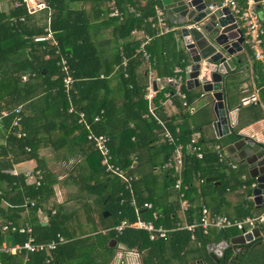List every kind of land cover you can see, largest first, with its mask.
<instances>
[{"label":"trees","instance_id":"16d2710c","mask_svg":"<svg viewBox=\"0 0 264 264\" xmlns=\"http://www.w3.org/2000/svg\"><path fill=\"white\" fill-rule=\"evenodd\" d=\"M4 1L10 6L12 0ZM46 1L51 11L49 29L57 42L56 46L36 44L30 40L43 33L46 18L44 14L38 19L27 16L22 7L8 8L6 13L0 11V112L9 113L0 121L3 126L0 128L3 143H0V224L7 223L16 228L27 224L31 227V236L36 243H47L56 239L57 235L69 240L57 246L49 257L42 252L32 253L26 256L25 261L22 253L0 251V264H111L116 253L131 250L142 252L141 264H216L209 257L206 247L222 241L228 242L236 233L235 229L209 230L204 235L200 228H196L193 231L194 242L190 240L191 234L184 230L171 232L165 240L155 241H149L143 231L124 229L120 234L113 231L121 221L133 222L136 217L152 221L166 229L173 228L177 221L178 193L172 188L171 171L163 169L170 157L171 148L161 142L160 128L155 121L151 117H144L147 104L143 97L148 72L144 70L142 77L138 76L137 70L142 65L136 52L138 42L129 38L133 30L154 34L148 19L153 17V7L160 6L159 0H144L143 3L138 0ZM110 1L123 12L121 21L107 16V4ZM238 1L242 4L241 0ZM127 4L134 8L138 16L126 12ZM77 5L82 7L78 8ZM22 16L24 21H18L17 18ZM97 23L110 28L115 46L109 55L101 52L92 41L91 31ZM168 25L171 26L169 23ZM3 42H8L5 47ZM55 52L67 59L71 76L75 80L73 89L76 92L69 93L70 99L61 87V74L54 64L58 58ZM147 52L153 63L151 70L154 78L162 81L171 77L175 68H181L184 76L188 59L183 50L177 48L174 32L154 38L147 47ZM121 54L128 59L126 77L120 68L117 69V94L116 97H110L109 82L105 79L119 66ZM251 68L253 82L259 87V102L264 106V74L258 62L253 61ZM174 87L168 83L161 90L155 88L152 100L154 112L172 136L186 145L193 133H200L201 125L190 127L191 117L181 107ZM93 89L102 91V96L95 105L91 97ZM179 91L185 95L187 104L198 97V94L187 91L183 82ZM165 93L169 94L177 110V114L173 116L166 117L163 114L160 102L165 100ZM18 106H21L19 127L7 134L6 129L13 117L12 111ZM69 106L75 112H84L88 121L100 111L103 112L100 121L93 124L91 129L93 133L104 134L109 138L108 147L114 166L128 169L134 162L129 173L134 174L133 177L136 175V179L131 181L129 190L125 189L117 177L104 171L98 152L86 140V131L76 123V115L67 113ZM262 118L263 115L255 113L252 120ZM204 124L207 125L208 121ZM238 129H231L224 140H212L206 144L201 138L197 139L200 159L194 154L184 155L182 182L188 186L185 199L190 203L186 209L187 223L198 220L200 208L194 205L198 197L205 201L208 210L211 207L210 212H217L218 200L223 199L226 190L244 187V195H248L251 181L243 175L242 167L238 165L235 170H229L225 174L223 165L217 162L212 152L215 144L224 146L236 140L239 137ZM15 131L24 136L16 138ZM45 146L53 151L58 162L68 163L71 159L80 157L86 164L87 171L82 174L77 160L68 177L77 193L69 198L82 200L80 194L93 196L91 204L84 206L83 214L96 208L97 223L92 222L91 234L86 237L77 239L74 236L75 228L81 234L86 233L84 228L82 230L77 212L67 211L63 206L55 204L52 187L56 180L53 175H44L40 186L34 187L26 184L22 175L9 176L1 173L2 170L9 169L12 163L26 160L38 163V150ZM77 168L79 173L76 172ZM211 177L217 178L215 183L218 186L205 182ZM3 185H6L5 190L2 189ZM130 195L134 199L136 213L130 205ZM244 195H241L238 203V208L243 210L239 215L241 218L250 216L252 209ZM26 200L28 204H25ZM68 200L65 198L64 201ZM2 201L6 208L1 207ZM144 203H150L151 209L143 208ZM42 204L47 208L42 209ZM41 211L46 213L45 226L37 219ZM24 212L28 213L27 217ZM103 212L107 216L104 217ZM10 235H13L14 244L17 245L26 240L24 234L16 231L0 232V246L9 240ZM110 240L116 242L113 248L107 247ZM196 243L198 247L195 246ZM255 247V242L229 245L217 264H238ZM260 247L264 248V245ZM234 249H238L236 254H233ZM46 259H49L48 263H45Z\"/></svg>","mask_w":264,"mask_h":264},{"label":"built area","instance_id":"2783aa9c","mask_svg":"<svg viewBox=\"0 0 264 264\" xmlns=\"http://www.w3.org/2000/svg\"><path fill=\"white\" fill-rule=\"evenodd\" d=\"M140 3H143L144 0H138ZM11 9H16L22 7L27 16L38 17L43 14L46 16L44 20L45 27H43V33L40 35H36L31 37V42L36 44H43L47 46H56L57 42L53 37V33L49 29V20L51 11L48 8V4L46 0H12L10 2ZM223 7H227L229 13L234 18V22L237 24L238 28L242 31L243 37V46H246L248 50L252 52L253 60L258 62L262 67V71L264 73V54L261 51V45L264 37V30L262 28V23L260 21L258 12L255 8V3L253 0H242V4L238 3L237 0H220L216 5H209L207 9L211 12L219 10ZM108 8V17L117 18L119 21L122 20L123 12L117 7V5L110 1L107 4ZM126 12L133 13L135 16H138V13L135 12L134 8L127 4ZM18 21H24V17H18ZM150 23V27L154 30L153 35H148L142 30H133L130 32V35L136 36V41L138 42L137 46V54L139 55V59L142 64L146 65L148 72V82L145 88L144 100L147 104V112L144 117H151L155 123L160 128V140L167 147L171 148V153L168 161L163 166V169H167L171 171L172 176V188L178 193V200L180 204L181 210H186L188 208V202L185 199V192L187 191V185L182 182V171H183V158L185 154H194L197 159L201 158L200 147L196 145L197 139H199V133L195 132L192 134L190 141L186 145H182L177 138L172 136V134L167 130L163 121L158 118V116L154 112L153 105V97L155 95V90L153 84H155V88L161 90L164 85L158 86V83L162 81L164 84L171 83L175 87V96L178 97L181 101V107L188 113L192 114L194 112V108L185 102V95L179 91V86L183 82V70L181 68H175L173 71V76L165 78L164 80H160L158 78H154L151 70L152 60L147 52V47L153 41L154 38L159 37L168 32H173L175 28H171L168 25L164 10L161 6L153 7V17L148 19ZM58 58L54 61L55 66L58 68L59 73L61 74L60 82L63 93L68 96L70 99V92L75 93L76 91L73 89V85L75 80L71 76V70L69 68L67 59L62 57L60 54L55 52ZM128 59L121 54V62L119 66L114 68L115 71L117 69H121L124 77H126V69H127ZM100 77H103L101 75ZM198 82L200 79L197 78ZM202 96V94L200 95ZM165 100L160 102V105L164 107L165 105L172 106V102L168 93L164 94ZM247 102L257 103L258 98L256 96V90L254 93H251L249 97L246 98ZM20 109L21 106H18L12 111L13 117L10 122V125L6 129V133H10L13 128H18L21 120L20 117ZM68 114L76 115V123L83 127L86 131V140L93 144L94 149L98 152L101 160L100 165L104 168V171L110 176L117 177L123 184L125 189H130V183L135 177L128 174L126 170L120 169L117 166H114L112 163V158L110 154V150L108 147L109 138L104 134H95L93 133L91 126L100 121L102 111L99 114L92 116L91 120L88 121L84 112L78 111L75 112L72 106H69L67 109ZM9 113L2 111L0 112V121L4 117H6ZM230 128H232L231 124H229ZM2 124L0 122V128L2 129ZM16 138L23 137L24 135L20 132H14ZM212 152L214 153L217 162L224 166L226 169L235 170L236 164L227 156L225 150L222 146L215 144L212 147ZM134 164V162L132 163ZM129 166V169L133 168V165ZM11 175H16V171L14 170H6ZM25 180L34 185V187L40 186L42 176L37 170L26 171L23 174ZM254 185L251 184L249 188H252ZM248 199H252V196H248ZM30 202V201H29ZM25 204H28V201H25ZM30 205L32 203L30 202ZM130 205L134 208L135 213L136 207L134 201H130ZM143 208L151 209L150 203H144ZM200 214L198 220L194 223L188 224L183 219L181 222L175 223V226L170 229H166L160 225H155L152 221H145L136 217V220L133 222L121 221L117 226L113 228V231L117 234H120L124 229H133L138 231H143L146 233L149 241L155 240H165L167 236L174 231L184 230L191 234L190 238L193 239V231L196 228H200L202 234H207L209 230L222 231L225 229H236L240 235L250 234L251 231L257 227L264 225V198L261 202V207L258 210L256 215L247 216L240 219H232L227 218L222 215H218L210 212L205 206L199 205ZM18 232L20 234H24L26 236V240L22 244H13L10 245L9 240L7 242H3L0 246V251L3 253L9 254H23L24 261L26 260V256L32 253H45L46 256L49 257L50 253L57 248V246L62 245L66 242V240L62 236H56V239L51 240L47 243H36L34 238L31 236V228L27 225H20L17 228L11 224L3 223L0 224V232L9 233V232ZM238 249L233 250V254H236ZM142 252H138L137 250L125 251L122 253H118L115 259L114 264H123L124 260L132 257L137 261L140 258ZM49 259L45 260V263H48Z\"/></svg>","mask_w":264,"mask_h":264},{"label":"crops","instance_id":"0c3cea01","mask_svg":"<svg viewBox=\"0 0 264 264\" xmlns=\"http://www.w3.org/2000/svg\"><path fill=\"white\" fill-rule=\"evenodd\" d=\"M203 2L207 6H209V5H216L218 3V0H203ZM238 3H239V1H238ZM76 7L79 8L82 6L77 5ZM0 11L5 12V13L8 11V4L4 0H0ZM40 16L41 15H39L36 18L38 19ZM171 28H175V26L171 25ZM174 32H175L174 37H175L176 46L178 49H182L180 39L177 36L176 31H174ZM91 38H92V41L94 42V44L98 47V49H100V51L104 52L105 54L110 53V50H112L113 47L115 46V42L112 41L111 36H110V28H104L103 26H101L98 23L94 25V28L91 31ZM129 38L132 40H136V36L130 35ZM7 43L8 42H3V44H4L3 46L5 47V44H7ZM242 45H243V43H242ZM261 51L264 54V37H263V42L261 45ZM234 56H236V58L238 59L239 62H238V64H234V69L232 70V73H234L235 75L233 74L234 78L232 79L231 82L228 83L227 88H226V103H227L228 113H229L228 125L231 124V126H232L231 129H234L237 127L239 128L237 131V135L241 134L244 136H248L250 134H263L264 133V106L259 102V97H258L259 87L255 86V84L253 82L254 81V74H253L251 65H252V62L254 60H253L252 52L250 50H248L246 46H243L241 48V51L236 53ZM11 58H14V57H11ZM101 59H105V58H101ZM144 70H147V67H146V65L142 64L137 70V74L140 78L142 77L141 75L143 74ZM261 70H262V67H261ZM262 73H263V71H262ZM115 75H116V71L113 69V71L105 79L109 82L108 88L110 91V97H112V96L116 97V94H117V91L115 90V77H116ZM147 82H148V80H147ZM161 85H164L163 81L161 83H158V86H161ZM183 85L187 91H191L192 93L198 94V97L194 98L193 101L190 103V105L194 108V112L192 114L187 113L191 117L190 127L201 125V131L199 133V137L202 140L206 141V144H207V142H210L212 140H224L229 134L223 138H220V139H218L215 136L214 130L212 128V122H214L215 118H214V114L212 112L211 106L208 102V98L205 99L204 97H201L200 95L202 93L200 90H198V88L197 89L196 88L188 89V87H186V85H185V77L184 76H183ZM254 90H256V96L258 98V102L257 103H250V102L245 101L246 98L249 97V95L251 93H254ZM101 96H102V91H100L99 89H93L91 91V97H92V101L94 102V105L100 100ZM116 100H119V99L116 98ZM162 108H163V114L166 117L173 116V115L177 114V110L174 107L173 103H172L171 107L168 105H165ZM255 113L263 115V118L259 119L257 121L252 120ZM206 120L208 121L207 125L204 124V122ZM237 139H239V138H237ZM0 143L3 144L2 143V136H0ZM225 145L222 146L224 150H225ZM207 147H208V145H207ZM37 155H38V160H39L38 163H36L33 160L32 161L26 160V161H22V162H18V163H12L11 167L9 169H6V170L16 171L17 174L15 176H17V175L23 176L24 172H26V171L37 170L41 174L42 179H43L44 175H46V174L53 175L55 177V180H56V184L53 185V187H52L55 204L63 206L67 211H73V210L76 211L77 212V218L82 223V230H83V228H84V230H86L85 234H81L80 230L75 228L74 229V231L76 232V234L74 235L75 238L80 239V238H83V237L90 235L91 234L90 229H91L92 222L95 224L97 223L96 210H95L96 208H93L94 210H92V212H88L86 214H83V208L86 204H91L90 202L92 201L93 196H87V195H83V194L81 195L80 194V196L83 198L82 200L71 199L77 193H75L76 187L70 183L71 180L68 178L70 176V170L72 169L71 167L75 165L77 160H79V162H80V165H79L80 170H79V168H77L76 172H78V170H79L82 174H85L87 171L86 164L80 160V157H77V159L73 158L68 163L58 162L55 158V154L53 153V151L50 150L49 148H47V146L41 147L38 150ZM228 157L231 159L230 156H228ZM1 159H2V157H0V160ZM234 163L236 164V168L238 167V165L242 167L241 164H239L237 162H234ZM132 165L134 166V164H132ZM242 169H243V167H242ZM6 170H2L1 173L7 174L9 176H14V175L9 174ZM123 170H126L128 172V174L131 176L134 175V174L129 173V171H131L132 169L128 168V169H123ZM229 170L230 169L224 168L223 172L225 174H227ZM182 173H183V171H182ZM243 175H245V177L249 180L244 169H243ZM134 177L136 179V175ZM211 178H214V180L211 181V183L217 182L216 177H211ZM205 182H206V180H205ZM25 183L29 184L27 181H25ZM5 186L6 185L2 186L3 190L6 189ZM195 186H197V184H195ZM214 186H218V183H215ZM249 187H250V185H249ZM187 189H188V186H187ZM244 190H245L244 187H241L240 189H235L233 191L226 190V193L223 196V199L218 200V211L215 212L214 210H212V213L214 212L215 214L222 215V216H225L227 218H232V219L241 218L242 216L239 217V215H241L243 213V210L238 208V203L240 201L241 195L242 194L244 195ZM70 196H71V198H69ZM248 196H250V192L248 193V195L245 196V200L247 202H249L251 207H252L251 215H256L258 213V210L255 209V205L252 202V199L247 198ZM65 198L69 199V200L64 201ZM131 200L134 201L132 196H131ZM195 200L196 201L194 202V205L195 204L197 206L203 205L206 207L205 201L202 200L200 197L196 198ZM72 201H75L76 204L74 205V207H72V206L69 207L70 206L69 203ZM186 201H187V199H186ZM206 201H207V199H206ZM189 206H190V203L188 202V207ZM1 207L6 208V204L4 201L1 202ZM46 208H47V206L42 204V209H46ZM208 208H209V210L211 209V207H208ZM43 213H44V211H41L39 213V216H41V218H39V216L37 215V217H38L37 219H38V221L41 222L42 226H45L47 224V217L45 216V219H44ZM24 216L27 217L28 213L24 212ZM105 216H107V214L104 215V217ZM176 217H177L176 223L181 222L183 219L185 220V222L187 221L186 210H184V211L181 210L180 204H179V208L176 212ZM232 229H234V228H232ZM235 231H236V233L234 234V236L239 234V232L236 229H235ZM64 239L66 240V242L69 240L66 238H64ZM190 240L192 242H194L193 239L190 238ZM195 246L198 247V243H196ZM260 246H257L254 249H252L250 252H247L245 254V256L242 257L240 263L238 262V264H264V248H262ZM118 248H120V247L118 246ZM117 254L118 253H116V255L112 257V260H111L112 263L111 264H114ZM141 256H142V254L140 255V258L137 259V261H135V259H132V257L127 258L124 260L123 264H141Z\"/></svg>","mask_w":264,"mask_h":264},{"label":"water","instance_id":"95a60500","mask_svg":"<svg viewBox=\"0 0 264 264\" xmlns=\"http://www.w3.org/2000/svg\"><path fill=\"white\" fill-rule=\"evenodd\" d=\"M253 1L264 30V0ZM159 4L167 22L175 26L174 31L188 59L184 69L185 85L188 89L198 88L201 97L208 98L215 118L212 128L218 139L223 138L231 129L228 125L226 88L234 78V64L239 62L234 55L243 47L242 32L227 7L211 12L203 0H159ZM153 87L155 90V84ZM238 136L239 139L226 143L225 151L232 161L242 165L254 185L249 188V192L255 209L259 210L264 198V133ZM213 180L207 178L206 182ZM106 214L102 213L103 216ZM45 216L44 212V219ZM250 242H255V246L264 245V225L253 229L250 234L235 235L228 242L209 244L206 250L217 264L229 245H245ZM9 243L13 246V235L9 236ZM115 243L110 240L107 247L113 248Z\"/></svg>","mask_w":264,"mask_h":264},{"label":"rangeland","instance_id":"374dc122","mask_svg":"<svg viewBox=\"0 0 264 264\" xmlns=\"http://www.w3.org/2000/svg\"><path fill=\"white\" fill-rule=\"evenodd\" d=\"M8 8H9V7H8ZM22 78L24 79V77H22ZM75 204H76L75 201H72V202L69 203V205H70L69 207H71V206L74 207ZM78 222H79V221H78ZM79 223L82 225L81 222H79ZM141 254H142V253H141Z\"/></svg>","mask_w":264,"mask_h":264}]
</instances>
